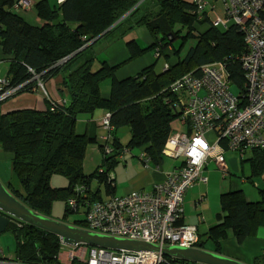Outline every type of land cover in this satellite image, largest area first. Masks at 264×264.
<instances>
[{
	"label": "trees",
	"instance_id": "16d2710c",
	"mask_svg": "<svg viewBox=\"0 0 264 264\" xmlns=\"http://www.w3.org/2000/svg\"><path fill=\"white\" fill-rule=\"evenodd\" d=\"M16 1L0 0V51L2 60L7 62L6 74L0 77L8 81L1 90L34 75H38V79L29 80L0 103L22 92L38 90L43 106L16 109L0 106V152L10 155V173L16 177L21 191L14 189L10 179L6 186L22 203L42 215L51 217L52 203L56 199L65 203L64 216L78 212L87 200H103L98 192L90 191L91 179L100 182L106 193L112 192L114 178L109 174L122 156L133 149H140L141 159L146 164L161 163L167 156L163 150L169 136L174 131L190 132L179 103L185 93L170 89L180 76L186 73L200 76L202 65L222 62L237 89L235 93L241 95L243 91L240 56L247 51L244 35L233 21L226 26L214 23L218 15L214 2L63 0L51 5L46 0H38L33 12L40 24L33 25L20 10L14 9ZM202 1L207 5L200 8ZM258 14L264 20V4ZM143 26L150 36L149 44L144 46L135 36L127 37ZM100 34V38L85 46ZM104 38L123 41L127 58L115 64L104 57L98 58L94 46ZM189 40L193 43L184 50ZM147 53L152 57L149 64L132 75L116 77L117 70L125 63ZM54 77L59 99L45 97L46 92L38 85L39 79L45 87L47 79ZM103 83L108 87L106 96L101 91ZM98 110L109 114V131L102 123L103 115L98 121L103 128L99 137L95 123L77 132L78 117L90 116ZM174 121L185 130L175 128ZM123 127L129 130L125 143L117 134ZM107 134L110 140L105 150L100 137ZM93 144L102 150L103 160L87 174L83 163L88 146ZM247 150L250 156L242 158ZM239 155L249 168L248 176L239 177L249 182L258 179L263 181V186L258 185L256 202L247 201L242 190L220 195L221 222L212 226L203 238L198 237L195 243L215 253H220V240L228 229L241 243L264 224V149L250 147ZM227 172L234 174L229 165ZM53 174L63 176L67 184L51 186ZM79 187L84 189L81 194ZM70 198L76 200L74 208L68 205ZM71 223L87 227L85 218ZM6 231L14 236L16 258L22 264H62L58 258L62 248L58 236L17 219L9 222ZM164 257L166 261L161 264L178 261ZM70 264L84 263L72 259ZM255 264L264 262L257 257Z\"/></svg>",
	"mask_w": 264,
	"mask_h": 264
},
{
	"label": "built area",
	"instance_id": "2783aa9c",
	"mask_svg": "<svg viewBox=\"0 0 264 264\" xmlns=\"http://www.w3.org/2000/svg\"><path fill=\"white\" fill-rule=\"evenodd\" d=\"M34 3V0H17L14 9L33 11ZM263 4L264 0H223L224 13L214 19V23L223 26L233 21L243 32L247 51L240 56L243 71L241 95L235 93L237 89L222 62L204 64L200 76L186 73L172 82V91L185 93L179 103L183 120L186 118L189 122L190 132L174 131L163 152L173 158H182L181 164L174 167L164 180L154 183L149 191L133 190L103 200L85 201L87 229L143 240L159 247L195 245L198 239L195 226L182 221L183 197L187 188L206 182L203 173L210 161L222 176L228 175L226 150L241 153L250 147L264 149V20L258 14ZM206 5L207 2L202 1L199 6ZM37 77L34 75L5 90L1 88L8 81L0 77V100ZM38 85L44 91L41 79ZM108 118L107 113L101 120L109 131ZM100 139L107 150L105 145L110 134ZM77 190L79 194L84 192L83 187ZM67 202L72 208L76 206L74 198ZM71 247L73 251L66 257L68 264L72 259L84 264H161L166 261L161 251L113 250L82 244ZM170 264L202 263L178 260Z\"/></svg>",
	"mask_w": 264,
	"mask_h": 264
},
{
	"label": "crops",
	"instance_id": "0c3cea01",
	"mask_svg": "<svg viewBox=\"0 0 264 264\" xmlns=\"http://www.w3.org/2000/svg\"><path fill=\"white\" fill-rule=\"evenodd\" d=\"M36 1L38 0H34V2ZM46 1L51 5L56 3V0ZM22 16L33 25L40 24V21L33 11H23ZM135 37L137 42H139L138 36L136 35ZM94 51L100 56L105 57L106 55L107 57L105 58L110 64L118 63L126 59L128 56L124 43L121 40L112 41L104 38L94 47ZM151 59V55L147 53L125 63L119 70H117L116 77L123 78L136 73L143 66L149 64ZM1 61L4 60H2V54L0 51V62ZM45 88L47 94L45 97L50 99H59L56 77L47 79ZM101 91L104 96L108 94V87L106 84L102 85ZM64 99L66 100L67 98L65 97ZM4 105L3 109L25 107L41 108L43 106L42 94L38 90L33 92H22L11 97ZM104 113V111L98 110L90 116L80 115L76 122V131L83 132L90 126V124L95 123V132L99 137V135L103 134V128L99 126L98 121ZM102 153V150L97 144L88 146L83 163V171L85 173L89 174L91 173L90 171H92L91 169L95 170L99 166L103 160ZM0 154V179L7 183L10 179V155L2 152H0ZM141 158L140 149L137 148L134 151L131 150V152L122 156L109 174L110 177L114 178L112 192L106 193L105 190L103 191V185L98 181H96L98 182L97 184L95 183V188L91 186L90 182V191L92 193L98 192L101 199L123 195L133 190L141 189L149 191L154 183L164 180L169 172L174 169V167L179 166L182 162V158H177L179 159V162L175 163L170 159L165 160L163 158L161 163L156 166L151 163L146 164ZM242 162L243 163L241 164L237 160V167L238 170L240 169V174L243 177H246L248 176L249 168L247 166V162ZM214 169L216 170L217 168L214 163L210 161L205 167L203 173L207 177L206 182H198L190 186L185 191L183 197L182 221L184 223L194 225L199 238H203L212 226L221 222L223 213L221 212L220 195L223 192L242 190L247 201L256 202L259 200L258 185L261 187L263 183V181H259L258 179L253 180V182H249L245 178L239 177L238 174H235L237 177H231L229 179V184L226 186L228 188H226L224 187L225 184L222 183L223 181L216 180L214 182H210L213 181L215 177L213 174L215 173ZM229 175L233 176L234 174ZM229 175L223 177H228ZM61 184H63V181ZM66 184L67 183H65L64 186ZM218 184L219 187L217 188L216 194V197L218 198V205L210 208L209 204L212 199L214 200L215 198L216 190L213 187ZM218 190L220 191L219 194ZM220 241V253L223 255L232 257L247 264H255V258L257 257H260L262 262H264V224L259 226L252 236L246 237L241 243L236 241L230 229L226 231V236ZM15 250L16 242L12 233L6 230L0 233V264H22L17 260ZM71 251H73L72 248L68 252L64 253V256L62 257L61 253H59L58 258L62 264H68L66 257Z\"/></svg>",
	"mask_w": 264,
	"mask_h": 264
},
{
	"label": "water",
	"instance_id": "95a60500",
	"mask_svg": "<svg viewBox=\"0 0 264 264\" xmlns=\"http://www.w3.org/2000/svg\"><path fill=\"white\" fill-rule=\"evenodd\" d=\"M103 33H105V31ZM102 34L98 35L85 46L95 42L102 36ZM227 163L231 170L235 172L238 171L237 158L235 156L227 159ZM12 219L23 221L50 232L58 236L62 243L68 246L82 244L113 250L138 252L161 251L163 255L177 260L198 262L202 264H247L232 257L221 253H215L196 245L191 247L179 245L159 247L156 244L143 240L98 233L62 219L58 220L50 216L42 215L22 203L0 180V233L7 229V226Z\"/></svg>",
	"mask_w": 264,
	"mask_h": 264
},
{
	"label": "rangeland",
	"instance_id": "374dc122",
	"mask_svg": "<svg viewBox=\"0 0 264 264\" xmlns=\"http://www.w3.org/2000/svg\"><path fill=\"white\" fill-rule=\"evenodd\" d=\"M206 1H208V2H214V4L218 7L217 8V14L218 15H222V13H223V3H222V1L221 0H206ZM27 9H20V12H23V11H26ZM27 11H29V10H27ZM131 35V36H130ZM133 35H137L138 36V41H139V43H140V45H143L144 46V44L145 45H147V44H149V42H150V36H149V33H148V30L143 26V27H140V28H137V29H135L134 30V32H130V33H128V35H127V37L129 38V37H132ZM99 43V42H98ZM97 43V44H98ZM193 43V41H187L186 42V44H185V46H184V50L185 49H187L191 44ZM96 44V45H97ZM95 45V46H96ZM94 46V47H95ZM104 54V53H103ZM105 55V54H104ZM105 57H107L106 55H105ZM104 57V58H105ZM98 58H103V56H100V55H98ZM95 66H97V63L95 62L94 63V67ZM6 71H7V62H5V61H1L0 62V75L1 76H3V75H5V73H6ZM102 85H104V83L102 84ZM42 86H43V88H44V91L46 92V88L44 87V85H43V83H42ZM10 98H8L7 100H9ZM5 102V101H4ZM0 103V106L1 105H3V107L5 106L4 104L5 103ZM173 126L175 127V128H177V129H179L180 131H182V130H185V128L184 127H181V125H179L178 124V122L177 121H174V123H173ZM117 134H118V136L120 137V140L123 142V143H125L126 142V140L129 138V130H128V128L127 127H123V128H120L119 130H118V132H117ZM135 149H133V151H134ZM94 153V152H93ZM1 155V154H0ZM99 155H101V154H99ZM224 155H225V158L226 159H229L230 157H236L237 158V160L239 161V163H243L242 162V158H247V157H249L250 156V151L249 150H247L244 154H243V157L241 158L240 157V155H239V153L238 152H235V151H232V150H226L225 151V153H224ZM165 160H167V159H170L171 161H173L174 163L175 162H179V159H175V158H173V157H170V156H164L163 157ZM245 163V162H244ZM92 171L94 170V169H91ZM215 170V169H214ZM92 171H90V172H92ZM89 173V172H88ZM207 174V173H206ZM214 174V180L213 181H210V182H214V181H223L222 183L223 184H225V186L224 187H226L228 184H229V179L231 178V177H237V175H235V174H238V176H240L241 174H240V169L237 171V172H234V175L233 176H231V175H229L228 177H223L222 176V173H221V171L219 170V169H216L215 170V173H213ZM227 176V175H226ZM1 180V179H0ZM2 181V180H1ZM10 181H11V184H12V186L14 187V189H16V190H19V191H21V188H20V185H19V183H18V181H17V179H16V177L15 176H13V175H11V173H10ZM63 181V184H61V182ZM5 185L7 184V183H5L4 181H2ZM91 186L93 187V188H95L96 186V184L98 183V182H96V179L95 178H92L91 179ZM65 183H67V181H66V179L63 177V176H61V175H59V174H53L52 175V177H51V179H50V185L51 186H53V187H60V186H64V184ZM96 183V184H95ZM103 187V186H102ZM219 187V184L218 185H214V189L216 190L215 191V198H214V200L212 199V201L210 202V204H209V206H210V208H212V207H214V206H216V205H218V198L216 197V194H217V188ZM226 188H228V187H226ZM103 189V191H104V187L102 188ZM219 190H218V194H219ZM103 194L105 195V193L103 192ZM64 205H65V203H64V201H62V200H54V202L52 203V209H51V217H53V218H56V219H58V220H60V219H62V220H64V221H68V222H73L74 220H78V219H84L85 218V212H84V210H85V208L84 207H82V206H80L79 207V211L78 212H71V213H68L66 216H64L65 215V211H64ZM72 247L71 246H68V245H62V248L60 249V253H61V257L62 256H64V253H66V252H68L70 249H71Z\"/></svg>",
	"mask_w": 264,
	"mask_h": 264
}]
</instances>
